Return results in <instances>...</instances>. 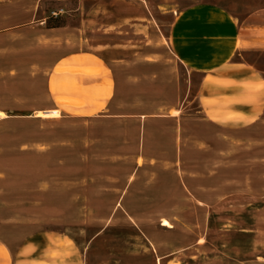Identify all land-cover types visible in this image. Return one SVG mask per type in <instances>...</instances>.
Here are the masks:
<instances>
[{
    "label": "rangeland",
    "instance_id": "rangeland-1",
    "mask_svg": "<svg viewBox=\"0 0 264 264\" xmlns=\"http://www.w3.org/2000/svg\"><path fill=\"white\" fill-rule=\"evenodd\" d=\"M19 1L0 0V264H264V117L213 126L196 98L220 61L264 76V0ZM169 105L181 127L150 120L136 156L122 118Z\"/></svg>",
    "mask_w": 264,
    "mask_h": 264
},
{
    "label": "crops",
    "instance_id": "crops-1",
    "mask_svg": "<svg viewBox=\"0 0 264 264\" xmlns=\"http://www.w3.org/2000/svg\"><path fill=\"white\" fill-rule=\"evenodd\" d=\"M39 1L40 0H33L32 9L34 11L38 7ZM146 1L155 6L154 9L157 14L163 15V12L158 8V0ZM172 1L174 2V0H171V2ZM19 3H21V1H19ZM139 9H141V12H144L143 8ZM166 11L171 15L174 9L167 8ZM144 14L145 13L138 14L137 16H127L126 18L130 21H145L142 20L143 16L145 17ZM102 48L103 47L100 46L94 47L90 50L89 54L97 61L103 63L111 61L120 62L123 60L119 57H109V53H106L105 50L102 52L100 51ZM178 60L182 62L181 59ZM196 98L199 113L202 120L206 123L220 127H235V125L241 128L250 127L259 123L264 117V76L246 63L232 60L220 61L212 64L202 75ZM172 111L174 114L171 113ZM181 111V107L179 108L178 105H169L165 106L163 114L132 115L122 118L127 120L135 119L138 124V142L135 155L137 156L143 149V146L145 147L144 141L147 122L150 120L171 121L174 125V132H176L178 125L181 127L183 121L178 115ZM0 112L3 113L1 110ZM91 117L96 118L99 116L91 114ZM136 117H140L141 119ZM174 140L176 146V138H174ZM174 154H176V151ZM16 264L24 263L19 261ZM58 264L71 263L58 262Z\"/></svg>",
    "mask_w": 264,
    "mask_h": 264
},
{
    "label": "bare ground",
    "instance_id": "bare-ground-1",
    "mask_svg": "<svg viewBox=\"0 0 264 264\" xmlns=\"http://www.w3.org/2000/svg\"><path fill=\"white\" fill-rule=\"evenodd\" d=\"M53 114H57L56 111H38L37 112V116L38 117H50ZM2 115V113H0V116Z\"/></svg>",
    "mask_w": 264,
    "mask_h": 264
}]
</instances>
